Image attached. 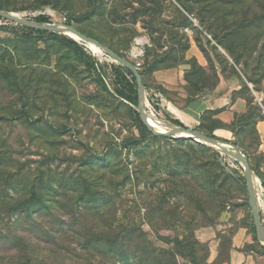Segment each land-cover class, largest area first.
<instances>
[{
    "label": "rangeland",
    "instance_id": "374dc122",
    "mask_svg": "<svg viewBox=\"0 0 264 264\" xmlns=\"http://www.w3.org/2000/svg\"><path fill=\"white\" fill-rule=\"evenodd\" d=\"M0 10L54 25L70 21L133 65L141 62L147 92L158 90L153 75L160 70H183L189 99L216 90L222 80H240L243 89L232 100L242 98L247 109L229 128L233 141L215 136L238 147L264 185V0H0ZM30 29L0 18V264H28L27 258L85 264L78 239L65 233V207L89 189L120 196L118 218L130 230L131 255L129 244L142 232L160 249L170 247L159 236L205 245H185L180 264L193 262L194 253L202 264H224L236 246L264 256L239 161L221 153L219 159L215 149L179 136H152L147 146L125 150L124 142L141 136L135 109L104 91L73 49L40 37L55 32ZM56 34L96 58L114 90L121 65ZM191 47L199 58L189 56ZM212 117L205 116L204 134ZM35 189L50 210L15 222L19 215L2 205L28 201ZM69 189L79 193L66 196ZM213 250L218 256L211 261Z\"/></svg>",
    "mask_w": 264,
    "mask_h": 264
},
{
    "label": "trees",
    "instance_id": "16d2710c",
    "mask_svg": "<svg viewBox=\"0 0 264 264\" xmlns=\"http://www.w3.org/2000/svg\"><path fill=\"white\" fill-rule=\"evenodd\" d=\"M184 10L190 15L189 11L185 8ZM36 22L49 23V20L44 17H39L36 19ZM66 24L71 25V22L68 21ZM25 29L31 30L27 27H25ZM46 34L47 32H42L40 37L45 40H59L67 47L73 49L77 57L93 69V72L97 75V83L104 89V91L115 98L127 102L133 109H135V115L138 118V127L140 129L141 136L124 142L123 148L125 150H137L147 146L152 136H161L159 133L152 131L144 124V122H142L140 114L136 110L138 109V86L134 74L129 69L122 66L115 68L117 70L113 77L115 88L114 90H111L109 83L105 79L108 74L106 73L105 68L98 64L96 58H89L85 52L76 46L73 40L61 39L56 33ZM134 66L136 65L134 64ZM139 71L142 76V69L140 68ZM145 88L147 89L146 85ZM207 115L214 116L215 112H208ZM169 120L170 119H168V122ZM205 123L206 118L204 117L201 126L197 128L202 133L206 127ZM211 124V128L207 130L209 133H206V135L216 138L215 131L217 129H223L224 127L213 121ZM171 125L184 126L182 123L173 120L171 121ZM229 128L230 127L227 129ZM214 154L220 159L221 155L219 152L216 151ZM98 161L103 162V164L108 163L107 160H102V158H98ZM221 167L223 172L227 174L232 173L227 164L223 163L221 164ZM113 174L116 176L119 175L117 172ZM120 186L124 187L123 184H120ZM61 191L63 192V190ZM55 193L62 195L60 192L58 193L57 190ZM65 193L66 196H70L71 194L79 193V191L69 189ZM88 196L91 197V200L88 199ZM119 198L120 196L117 192L111 194L104 192L92 194L89 189L84 194L79 196L76 204L74 203L65 207L67 210V217H69V220L66 223L67 230L65 233L67 235L71 234L78 239L79 247H81L82 251L81 258L85 264H144L145 262L146 264H180L179 257H183L182 255H184L182 253L180 254V251L185 245L192 244L194 250L203 249V247H205V245L201 244L197 240H194L191 243L187 238H184L183 240H171L159 236L157 237V240L170 247L169 250L160 249L156 247L152 241L145 238V235L140 232L133 239L136 243L129 244L131 249L134 251L131 255L128 251L129 247L125 245V240L127 239L130 230L128 227L123 229L124 226L118 218L120 210L117 208V200ZM7 200H9V197H7ZM47 201L46 197L43 194L41 195L38 193L35 189L32 191L30 200L21 202L16 206L8 207L6 204L2 206L6 209L8 214L19 215L15 222L21 224L24 218H32L34 212L45 213L46 211H49L51 206L47 203ZM253 230L256 238L255 227H253ZM21 239L22 238L18 237V240ZM10 246L12 245H9V247ZM9 249L10 251L17 250L14 247H10ZM145 255L148 256L147 260H143L142 258V256ZM164 256H168V259H165ZM191 256L193 257V262H188L189 264L205 263L204 259L198 260L196 258V253ZM26 262L31 264L29 263L31 262L30 258H27Z\"/></svg>",
    "mask_w": 264,
    "mask_h": 264
},
{
    "label": "crops",
    "instance_id": "0c3cea01",
    "mask_svg": "<svg viewBox=\"0 0 264 264\" xmlns=\"http://www.w3.org/2000/svg\"><path fill=\"white\" fill-rule=\"evenodd\" d=\"M189 56L199 58L201 55L195 47H191ZM183 74L181 69H169L156 71L153 75L154 85L166 96L167 104L163 112L167 113L169 123L171 124L172 120L178 121L187 128L197 129L208 112H215L212 120L224 127L217 129L215 135L233 141V134L227 128L233 125L236 115L244 113L247 109L246 102L242 98L237 97L232 100V95L243 89L240 80H222L216 90L209 91V94L199 92L189 99L182 88ZM236 247L224 264H264V256H258L253 251L244 252L240 250V246ZM217 256L218 252L213 250L211 261Z\"/></svg>",
    "mask_w": 264,
    "mask_h": 264
},
{
    "label": "water",
    "instance_id": "95a60500",
    "mask_svg": "<svg viewBox=\"0 0 264 264\" xmlns=\"http://www.w3.org/2000/svg\"><path fill=\"white\" fill-rule=\"evenodd\" d=\"M0 18H3L7 21L13 22L17 25L27 27V28H40L46 29L52 32H63L65 30L70 31L75 34L80 41H83L88 44H92L100 48L103 52H105L109 57H111L115 62H117L122 67L129 69L135 76L137 86H138V113L142 118L144 124L149 127L152 131L159 133L161 136H179L184 139H190L197 141L207 147L215 149L217 152L221 154H225L227 156L235 158L240 162L241 167L244 171V177L247 186L248 193V201L251 209L255 233L258 244L264 248V224L262 222L258 205H257V193H256V182L257 178L255 177L254 171L249 163L248 157L235 145H231L227 142H224L221 139L210 137L198 129H190L185 126H175L171 124H162V127L159 128L155 124L152 123L151 117L148 115L146 110V88L143 83L142 76L139 70L128 60L122 58L109 48L102 45L97 40L90 38L78 30H76L73 26L67 24H49V23H38L35 21L24 19L16 14L8 13L0 10ZM159 123V122H158Z\"/></svg>",
    "mask_w": 264,
    "mask_h": 264
},
{
    "label": "built area",
    "instance_id": "2783aa9c",
    "mask_svg": "<svg viewBox=\"0 0 264 264\" xmlns=\"http://www.w3.org/2000/svg\"><path fill=\"white\" fill-rule=\"evenodd\" d=\"M135 67L139 70L142 67L141 62H136ZM167 100L166 96L162 91L159 90H146V110L148 115L155 119L159 123H164V120H168L164 115V108H166ZM166 118V119H165ZM167 122V121H166ZM167 124V123H164ZM256 193H257V205L258 210L264 224V185L259 179L256 182Z\"/></svg>",
    "mask_w": 264,
    "mask_h": 264
},
{
    "label": "bare ground",
    "instance_id": "6f19581e",
    "mask_svg": "<svg viewBox=\"0 0 264 264\" xmlns=\"http://www.w3.org/2000/svg\"><path fill=\"white\" fill-rule=\"evenodd\" d=\"M64 32H65L67 35H69L71 38H73V39H75V40H79L78 37H77L75 34L71 33L70 31L65 30ZM142 44H143V43H142ZM90 47H91V49H92L97 55H99V56H103V55H104V54H103V51H102L100 48H98L97 46H94V45L90 44ZM151 121H152L153 124H155V125L158 126L159 128L162 127V123H158L155 119L151 118Z\"/></svg>",
    "mask_w": 264,
    "mask_h": 264
}]
</instances>
